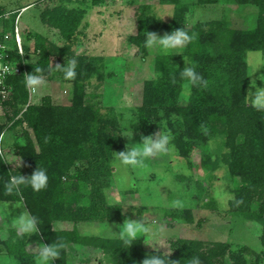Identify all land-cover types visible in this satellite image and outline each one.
<instances>
[{"label":"trees","instance_id":"trees-1","mask_svg":"<svg viewBox=\"0 0 264 264\" xmlns=\"http://www.w3.org/2000/svg\"><path fill=\"white\" fill-rule=\"evenodd\" d=\"M100 1L79 0V3L73 5L71 0H57V4H46L42 8L40 18L46 24L59 27V34L70 43L71 33L86 8ZM194 2L254 4L257 7L255 24L248 28L233 27L227 17L221 16L200 19L186 26V15L190 6L195 4L193 2L159 0L162 5H170L171 14L167 19L160 16L148 3L137 4V31L128 35V38L138 45L143 54L147 53V31L163 35L183 27L189 35H196V39L185 48L172 50L167 55L157 46L153 62L155 75L143 82L141 107L149 114L164 118L167 128L174 136L172 143L177 147L179 155L186 157L195 148L200 149V164L208 171L209 180L221 164L226 167L231 183L230 193L236 199H243V204L239 207L229 200L227 208L233 214L261 220L260 240L264 244V112L251 107L245 98L249 86L246 52H264V0ZM3 14L0 6L1 28L12 29L15 17L9 18ZM32 35L35 39L33 48L38 50L40 58L33 63L27 62L26 72L31 73L39 66L44 69L43 75L48 76L52 67L51 54L68 52V44L57 45L38 33ZM27 37L25 34L26 39ZM24 49L27 52L26 44ZM184 59L191 62L207 81V87H192L190 95H184L183 85L186 81L179 75V70H183L185 66ZM76 60L77 75L72 80L73 98L69 104L29 103L21 116L9 125L13 129L25 120L35 140L25 128L17 131L13 144L22 165L16 170H12L6 163L3 153L0 155V200L20 199L16 194L4 195L3 184L11 175L21 174L27 177L37 166L44 168L48 175L47 188L35 192L31 187L21 186V194L26 207L39 218L40 233L45 244L57 240H62L65 244L70 240L80 241L100 247L109 257L110 264H141L147 255L155 252L154 249L145 248L140 239L129 248L118 237L80 235L74 227L80 219L110 221L122 216L120 206L107 201L103 188L107 176L111 174L113 153L124 150L114 108L108 106L102 110L95 103L85 101V80L93 71L98 72L97 60L100 65L102 56L84 55ZM172 74L176 76L175 84L171 82ZM11 83L9 118L17 114L27 99L23 74L13 75ZM181 95L186 98L185 103L180 101ZM45 137H50L47 143ZM211 141H217L214 150L209 149ZM73 160L83 161L85 164L69 174V166ZM67 177H72L73 191L70 196L74 203L64 207L62 198L69 191L65 190ZM202 202L204 207L215 206L213 196ZM55 219H69L73 227L70 230L52 229L51 222ZM16 238L9 237L4 241L5 245L18 249L20 246L16 244ZM229 248L226 241L177 237L170 240L169 252L160 251L162 255L171 253L169 259L178 260L180 264H187L191 256H198L202 264H232L225 259ZM20 259L24 263L27 257ZM27 260V264H32ZM65 262L63 249L60 259L53 264H66ZM233 262L249 264V258L235 256Z\"/></svg>","mask_w":264,"mask_h":264},{"label":"rangeland","instance_id":"rangeland-1","mask_svg":"<svg viewBox=\"0 0 264 264\" xmlns=\"http://www.w3.org/2000/svg\"><path fill=\"white\" fill-rule=\"evenodd\" d=\"M65 1V0H62ZM73 5L79 0H71ZM89 1V0H87ZM101 0L87 6L83 17L71 33L70 43L59 34V27L49 25L40 18L42 8L46 4H57V0H0L3 16L18 17V25L28 35L25 52L28 62H35L40 58L32 34L38 33L57 45H67L68 52L51 54L52 64L48 76H44L47 84L38 93L33 94L27 90L25 104L12 118L10 104L0 114V132L7 133L4 142H0V152L3 153L6 163L12 170H16L20 157L13 144L16 133L20 129H27L35 140L31 128L26 121L17 124L13 129L9 125L14 119L21 116L22 111L29 103L69 104L73 98V81L65 80L63 73L55 69L56 64L64 65L68 60L79 56H102V63L97 60L98 72L93 71L85 80V101L95 103L104 110L112 106L118 119L119 132L123 138L124 150L129 143L141 142V135H150L168 129L164 118L147 113L142 107L143 82L155 75L154 56L157 47L147 48V53L139 51L138 45L131 42L128 35L134 34L135 7L140 3H148L163 18L170 17V5L160 4L159 0ZM185 19L188 26L197 20L227 17L233 27H252L255 24L257 7L254 4H236L233 2H218L198 4L194 0ZM82 3V4H83ZM132 3V4H131ZM0 15V28H1ZM30 33V34H29ZM30 35V37H29ZM177 50V49H176ZM174 50V51H176ZM259 57L264 59L261 50H248L246 60L248 63L249 84L252 80L260 87L264 82L259 80L264 75V67L253 73L252 61ZM249 88V86H248ZM253 92L255 89L252 90ZM182 103L186 102L180 96ZM133 133L131 140L128 137ZM37 147V144H35ZM217 141H211L209 149L214 150ZM200 149L195 148L188 156L179 155L177 147L169 155L146 161L145 170L125 167L116 160L111 159V174L107 176L103 188L107 201L119 205L121 214L115 220H77L75 230L80 235H100L104 237H118L116 232L123 225L125 219H143L154 228V234L142 237L141 243L145 248L160 247L163 241V252L170 251V240L177 237L201 238L205 241L220 240L229 243V252L225 259L232 263L235 256L248 257L249 264H264V244L260 240L262 221L254 217H246L230 212L227 206H222L215 198V192L224 188L230 195L231 183L227 177L226 167L221 164L211 180L208 171L201 164ZM85 163L73 160L68 173H73ZM22 165V164H21ZM186 176V177H184ZM64 178V177H63ZM72 177L65 179V190H69L62 198L64 207L73 204L70 193L73 191ZM213 196L215 206L204 207L203 202ZM119 197V200H117ZM175 200L184 201L183 208L172 207ZM21 200H0V264H27L28 260L34 264L33 248L36 244H45L42 234L31 236L18 235L12 219L16 218L23 209L13 206ZM24 203V200H23ZM127 206V207H126ZM126 207V208H123ZM10 215L8 214V211ZM163 227V236L157 231ZM73 227L69 219H55L51 228L57 230H70ZM74 229V228H73ZM9 237H17L18 249L5 245ZM14 244L13 247L16 246ZM64 248L66 264H110L100 247H93L84 242L70 240ZM21 251H18L20 250ZM21 257H27L24 263ZM51 264V262H50Z\"/></svg>","mask_w":264,"mask_h":264},{"label":"clouds","instance_id":"clouds-1","mask_svg":"<svg viewBox=\"0 0 264 264\" xmlns=\"http://www.w3.org/2000/svg\"><path fill=\"white\" fill-rule=\"evenodd\" d=\"M196 39V35H189L188 32L182 27L177 28L171 33H165L159 35L156 32H148L145 40L146 48L159 47L165 55H167L172 50L183 49L189 43ZM185 66L183 70H179V75L182 80H185L186 83L183 85L184 95H190L192 87H207V81L199 74L195 66L184 59ZM77 60L75 58L68 60L63 66L56 64L54 67L57 71L63 73L65 80H74L76 78V68ZM254 65L253 73L261 67H264V59L259 57L255 58L252 61ZM12 71L7 66L0 65V73L7 74ZM16 73V67L14 69ZM44 69L39 66L34 68V71L31 73H25L24 85L27 90L31 93H38L43 87L46 86L47 81L43 75ZM261 82H264V75L259 77ZM171 82L176 83L175 74L171 75ZM255 89L253 92L252 90ZM246 100L250 103V106L256 109L259 112H264V87L257 85L256 80H252L249 84L247 95L245 96ZM7 133L0 132V142L5 141ZM133 133L131 132L128 137L131 140ZM50 137H45V142L47 143ZM141 142L138 144H131L125 146V150L113 153L116 160L120 162L121 165L125 167H130L132 169H141L145 170L148 168L146 163L147 160L158 158L164 155H169L175 148V145L172 143L174 136L170 129H165L161 131L160 129L150 135H141ZM2 155V153H0ZM22 160L20 158L17 167H20ZM48 185V175L44 168L38 167L33 171L30 176L25 177L24 175H11L6 182H4V195L10 196L16 194L20 196L21 202L16 203L13 207L15 209H23L22 212L12 219L13 226L18 235L31 236L33 234H40V221L39 218L33 215L30 210L23 203V196L21 194V186L31 187L35 192H40L47 188ZM215 198L222 206H227L229 200L234 201L235 206L239 207L243 204V199H236L234 196L230 195L224 188H220L215 192ZM119 200V197H117ZM185 206L184 201L175 200L172 203V207L183 208ZM127 207V206H126ZM123 207V208H126ZM8 211V209H7ZM8 214L10 215L9 211ZM161 236L164 235L165 230L161 226L157 230ZM118 238L123 242L127 247H131L133 243L142 237L154 234V228L151 224L146 223L143 219H125L123 225L119 228V231L116 232ZM34 254V264H53L57 259H60L61 251L66 247L65 243L62 240H57L54 243L43 244L37 243L33 248ZM163 241H161L160 247H153L155 254L147 255L141 262V264H180L178 260L169 259L171 253L162 255L160 249H163ZM187 264H202V261L198 256H191L187 260Z\"/></svg>","mask_w":264,"mask_h":264},{"label":"built area","instance_id":"built-area-1","mask_svg":"<svg viewBox=\"0 0 264 264\" xmlns=\"http://www.w3.org/2000/svg\"><path fill=\"white\" fill-rule=\"evenodd\" d=\"M25 44H27V39L18 25V17L15 18L12 29L0 28V65L12 70L7 74L0 73V114L7 109L12 92V76L27 73L25 65L28 61L24 49Z\"/></svg>","mask_w":264,"mask_h":264}]
</instances>
